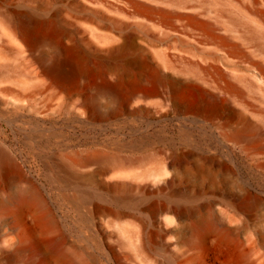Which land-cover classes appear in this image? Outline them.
Instances as JSON below:
<instances>
[{
	"label": "rangeland",
	"instance_id": "rangeland-1",
	"mask_svg": "<svg viewBox=\"0 0 264 264\" xmlns=\"http://www.w3.org/2000/svg\"><path fill=\"white\" fill-rule=\"evenodd\" d=\"M7 62L28 70L23 55ZM163 113L123 111L87 121L51 102L37 83L0 77V148L19 165L15 179L0 178V264L7 247H21L14 264H264V170L192 118ZM179 152L189 155L171 167ZM96 154L113 155L117 165ZM209 154L225 171L201 183L195 159ZM75 155L83 161L70 164ZM115 180L130 188L115 191L103 183ZM199 187L201 195L190 197ZM22 193L31 203L20 202ZM79 196L86 201L82 209L72 201ZM249 196L262 204L239 209ZM208 220L215 225L203 229ZM50 241L72 260L49 252Z\"/></svg>",
	"mask_w": 264,
	"mask_h": 264
},
{
	"label": "bare ground",
	"instance_id": "bare-ground-1",
	"mask_svg": "<svg viewBox=\"0 0 264 264\" xmlns=\"http://www.w3.org/2000/svg\"><path fill=\"white\" fill-rule=\"evenodd\" d=\"M0 39V77L37 83L51 102L87 121L123 111L163 115L165 109L210 129L223 146L241 147L264 170V0H0ZM12 54L23 55L28 70L10 66ZM188 155L174 153L168 164ZM94 156L117 165L113 155ZM195 166L201 183L225 171L212 154L195 159ZM18 170L0 148V178L13 180ZM103 183L115 191L131 185ZM31 198L19 195L22 203ZM72 201L76 209L86 205L80 196ZM261 204L249 196L237 206ZM204 222L203 229L214 224ZM138 238L143 249L144 236ZM47 245L60 260H72L57 242ZM20 252L7 247L4 264H14Z\"/></svg>",
	"mask_w": 264,
	"mask_h": 264
}]
</instances>
